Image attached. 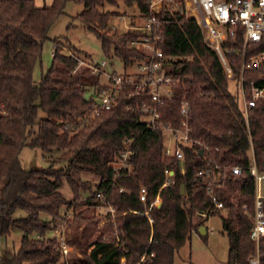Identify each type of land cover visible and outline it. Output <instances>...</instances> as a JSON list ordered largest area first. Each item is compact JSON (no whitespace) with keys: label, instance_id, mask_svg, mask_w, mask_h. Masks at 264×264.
Segmentation results:
<instances>
[{"label":"trees","instance_id":"trees-1","mask_svg":"<svg viewBox=\"0 0 264 264\" xmlns=\"http://www.w3.org/2000/svg\"><path fill=\"white\" fill-rule=\"evenodd\" d=\"M70 1L52 0L50 7H38L34 0H0V238L13 228L24 233L17 254L0 256V264H63L59 239L46 235L57 227L64 207H73L74 218H81L75 214V203L83 194L87 197L80 204L103 206L104 201L116 212L100 229L103 236H111L81 245L84 264H174L176 254L205 223L196 221L195 212L214 209L212 195L198 175L208 161L221 166L226 175L224 183H216L212 189L227 211L222 217L229 243L227 264H250L256 253L249 237L255 211L250 144L263 168L264 104L259 102L251 109L248 124L236 80L227 78L197 24L173 12L161 16L165 23L160 48L169 59L168 70L176 82L173 99L161 105L160 111L166 122L178 126L182 103L188 101L192 137L202 145L183 147V162L165 157V135L146 128L140 113L126 111L127 99L91 120L93 101L86 97V87L88 79L91 87L97 80L85 76L90 73L89 64L68 37L53 40L52 65L39 82L35 80L51 26ZM77 2L83 6L77 20L97 34L106 57L123 66L141 57L129 43L143 33L111 31L109 22L118 12L101 8L136 5L141 16L149 12L147 0ZM131 20L134 26L135 15ZM80 61L83 66H79ZM238 68L235 66L236 76ZM231 83L236 93L231 91ZM126 140L132 141L129 167L116 171L113 163L125 150ZM25 147L57 150L62 153L60 160L68 165L65 169L51 165L25 170L20 161ZM236 166L242 168L237 175L229 170ZM167 169L174 175L170 184L161 188ZM84 173L100 178L95 190L82 178ZM64 180L73 201L60 192ZM142 188L147 191L146 201L140 198ZM158 196L159 206H151ZM17 211L26 216L16 217ZM33 233L39 238H30ZM261 253L264 258V244Z\"/></svg>","mask_w":264,"mask_h":264},{"label":"built area","instance_id":"built-area-1","mask_svg":"<svg viewBox=\"0 0 264 264\" xmlns=\"http://www.w3.org/2000/svg\"><path fill=\"white\" fill-rule=\"evenodd\" d=\"M147 2L149 12L141 16L139 12L135 13V25H126L124 30V32L137 30L143 33L137 41L129 43V47L134 48L141 57L132 58L127 66L121 64L123 71L115 69L116 62L113 59L88 65L90 75L97 80L90 96L93 101L90 119H95L104 111L113 110L119 106L122 99H127L126 111L140 113L146 128L165 135V157L183 162L185 158L183 147L202 143L192 137L191 107L188 101L182 103L178 126L166 122L160 111L161 105L173 99L176 82V77L168 70L169 59L160 48L164 43L165 23L161 16L164 13L176 12L197 24L205 44L218 55L227 78L236 80L240 102L249 124L251 109L259 102L264 104V49H260L264 45V0H147ZM109 29L116 31L117 25L113 24ZM83 65L84 62L80 61L79 66ZM235 66L239 67L237 76ZM131 142L126 140L125 150L115 157L113 167L116 171L129 167ZM250 156L249 173L254 179L255 211L249 237L256 245V253L250 259V264H264L261 253V245L264 244V163L263 168L257 164L252 143ZM229 170L235 175L242 172V168L238 166ZM165 175L166 180L161 188L170 184L174 172L167 169ZM198 175L202 177V184L208 187V192L212 195L214 209L196 211L194 217L197 221H206L217 210L223 209V203L213 194L212 186L216 183L223 184L226 175L222 172L221 166L213 165L209 161ZM146 196L147 191L142 188L141 200L146 201ZM160 203L161 198L158 196L151 206H159ZM206 231L208 234V228ZM59 243L63 256L69 257L73 252L72 245L66 244L63 239H60Z\"/></svg>","mask_w":264,"mask_h":264},{"label":"rangeland","instance_id":"rangeland-1","mask_svg":"<svg viewBox=\"0 0 264 264\" xmlns=\"http://www.w3.org/2000/svg\"><path fill=\"white\" fill-rule=\"evenodd\" d=\"M38 7H50L52 0H34ZM83 6L77 0H71L65 9V13L61 15L51 26L48 34V40L44 42L42 59L35 72V80L39 82L42 75L45 74L51 67L53 62V53L55 45L53 40L56 38L68 37L72 45L77 47L80 51V57L88 64H100L104 60H110L104 54L101 46V41L97 34L86 28L79 20L77 15L82 11ZM102 11L114 10L118 15L111 18L109 27L113 24L117 25V31L124 32L125 26L132 23L131 19L137 8H126L121 6L119 8L106 5L101 8ZM108 27V29H109ZM107 29V30H108ZM106 30V31H107ZM66 53L70 52L68 49L64 50ZM73 52V51H72ZM71 53V52H70ZM85 55H88L87 57ZM116 62L115 69L123 70L121 63ZM111 70L110 67H108ZM86 77H90V73H86ZM86 97L89 98L93 93L91 81L88 79ZM232 92L236 93L237 88L233 83L230 84ZM40 116L43 113L40 112ZM61 152L54 150L52 152L43 151L40 148L25 147L20 154V161L25 170L46 169L51 165L55 169H65L68 165L66 160H60ZM57 160V161H56ZM84 181L88 182L94 190L97 188L100 178L95 175L82 174ZM60 192L68 201H73L72 190L66 180L60 189ZM87 194L80 196L79 201L75 203L78 205L75 209V214L80 215L81 218H74L73 207H64L61 213V218L57 221V227L54 231L47 233L46 237H57L59 240L63 239L68 245H72L73 252L69 257H64L65 264H84L86 257L83 255L81 245L87 244L89 241L95 240L103 236L101 234V227L115 217V210L105 202L102 201L103 206L82 205ZM102 200V197L100 198ZM111 210H114L112 213ZM226 210L220 213H215L205 221L204 226L208 228L209 232L206 238L202 237L198 232H193L190 239L185 246L176 254L174 264H227L229 243L226 233L223 230L222 217L226 216ZM16 217H25L26 213L17 211ZM42 218L48 219V216L43 215ZM71 221V222H70ZM197 221V220H196ZM112 234H105L103 239H107ZM24 233L17 228H13L10 234L0 238V256L4 258H11L17 254L21 247ZM30 238H39L37 233L30 235ZM62 264V263H61Z\"/></svg>","mask_w":264,"mask_h":264},{"label":"water","instance_id":"water-1","mask_svg":"<svg viewBox=\"0 0 264 264\" xmlns=\"http://www.w3.org/2000/svg\"><path fill=\"white\" fill-rule=\"evenodd\" d=\"M200 154H203V150L200 151ZM185 190H184V187H182V194H184ZM199 233L202 235V236H205L207 234V231H206V227L205 226H201L199 228Z\"/></svg>","mask_w":264,"mask_h":264},{"label":"crops","instance_id":"crops-1","mask_svg":"<svg viewBox=\"0 0 264 264\" xmlns=\"http://www.w3.org/2000/svg\"><path fill=\"white\" fill-rule=\"evenodd\" d=\"M202 226H204V225H202ZM201 227V226H200ZM207 228V227H206Z\"/></svg>","mask_w":264,"mask_h":264}]
</instances>
